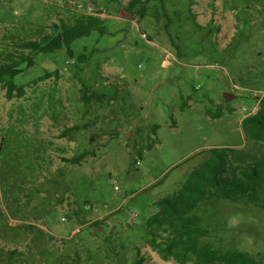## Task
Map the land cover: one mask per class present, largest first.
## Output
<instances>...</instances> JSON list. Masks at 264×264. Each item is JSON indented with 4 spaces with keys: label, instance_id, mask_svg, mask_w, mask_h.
Masks as SVG:
<instances>
[{
    "label": "rangeland",
    "instance_id": "374dc122",
    "mask_svg": "<svg viewBox=\"0 0 264 264\" xmlns=\"http://www.w3.org/2000/svg\"><path fill=\"white\" fill-rule=\"evenodd\" d=\"M128 2L0 0V64L61 20L100 11L104 23L72 55L23 65L22 96L0 83V264H177L146 243L156 201L213 147L234 164L264 151L241 126L264 96V0H156L144 15ZM258 196L200 204L205 240L264 264Z\"/></svg>",
    "mask_w": 264,
    "mask_h": 264
},
{
    "label": "trees",
    "instance_id": "16d2710c",
    "mask_svg": "<svg viewBox=\"0 0 264 264\" xmlns=\"http://www.w3.org/2000/svg\"><path fill=\"white\" fill-rule=\"evenodd\" d=\"M150 1L156 0H129L127 11L140 4L138 13L144 15L145 3ZM99 14L100 11L95 14L81 13L73 23L61 20L40 39L16 44L22 54L19 57L11 55L10 63L0 64V83L7 89V97H14V91H17L18 97L24 94V89L15 84L14 77L21 72L23 65L27 68L32 66L36 55L53 53L63 46L72 55L71 44L76 39L88 36L93 30L103 33V17ZM47 77L45 74L38 80ZM96 97L104 99L103 95ZM215 115L220 116L221 113ZM241 126L251 140L261 142L264 148V96L259 100L257 111L243 118ZM230 151L227 147L211 148L208 157L188 173L174 193L156 201L157 211L145 222L146 243L163 260L171 258L177 264H263L246 251L221 250L212 246L205 240L210 237V231L202 225L203 218L196 212L199 205L206 201L236 202L246 199L251 204L258 203V191L264 188V151L257 159L244 164L232 163ZM86 155L83 151L71 161L79 163ZM262 203L260 207L264 210V200ZM139 252L136 249V254ZM142 261L143 258L132 264H142Z\"/></svg>",
    "mask_w": 264,
    "mask_h": 264
},
{
    "label": "water",
    "instance_id": "95a60500",
    "mask_svg": "<svg viewBox=\"0 0 264 264\" xmlns=\"http://www.w3.org/2000/svg\"><path fill=\"white\" fill-rule=\"evenodd\" d=\"M223 97H224L225 102H227V101L231 100L232 98H235L236 96L233 95L230 92H225L224 95H223Z\"/></svg>",
    "mask_w": 264,
    "mask_h": 264
},
{
    "label": "built area",
    "instance_id": "2783aa9c",
    "mask_svg": "<svg viewBox=\"0 0 264 264\" xmlns=\"http://www.w3.org/2000/svg\"><path fill=\"white\" fill-rule=\"evenodd\" d=\"M78 8L80 9V8H81V6H78ZM87 11H88V13H91V12H92V8H91V7H89V8L87 9Z\"/></svg>",
    "mask_w": 264,
    "mask_h": 264
}]
</instances>
